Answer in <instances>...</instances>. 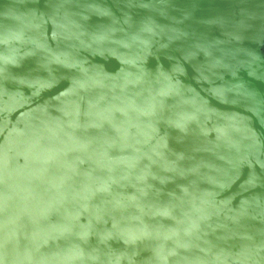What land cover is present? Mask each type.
I'll use <instances>...</instances> for the list:
<instances>
[{
    "label": "water",
    "instance_id": "obj_1",
    "mask_svg": "<svg viewBox=\"0 0 264 264\" xmlns=\"http://www.w3.org/2000/svg\"><path fill=\"white\" fill-rule=\"evenodd\" d=\"M264 0H0V264H264Z\"/></svg>",
    "mask_w": 264,
    "mask_h": 264
},
{
    "label": "rangeland",
    "instance_id": "obj_2",
    "mask_svg": "<svg viewBox=\"0 0 264 264\" xmlns=\"http://www.w3.org/2000/svg\"><path fill=\"white\" fill-rule=\"evenodd\" d=\"M262 56H264V45L262 47Z\"/></svg>",
    "mask_w": 264,
    "mask_h": 264
}]
</instances>
